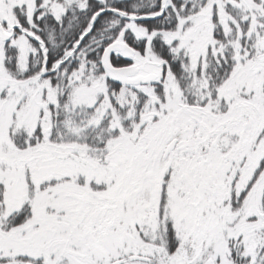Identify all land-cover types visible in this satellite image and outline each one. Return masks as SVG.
<instances>
[{
	"label": "snow or ice",
	"instance_id": "1",
	"mask_svg": "<svg viewBox=\"0 0 264 264\" xmlns=\"http://www.w3.org/2000/svg\"><path fill=\"white\" fill-rule=\"evenodd\" d=\"M0 264H264V0H0Z\"/></svg>",
	"mask_w": 264,
	"mask_h": 264
}]
</instances>
